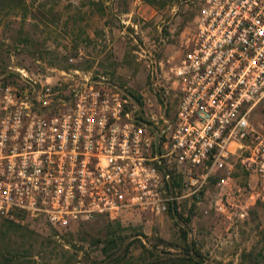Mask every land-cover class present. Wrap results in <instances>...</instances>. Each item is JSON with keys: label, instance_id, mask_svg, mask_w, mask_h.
<instances>
[{"label": "built area", "instance_id": "2783aa9c", "mask_svg": "<svg viewBox=\"0 0 264 264\" xmlns=\"http://www.w3.org/2000/svg\"><path fill=\"white\" fill-rule=\"evenodd\" d=\"M197 12L167 78L173 108L75 68L0 72V218L60 230L173 214L230 155L249 198L264 199V0H201Z\"/></svg>", "mask_w": 264, "mask_h": 264}, {"label": "rangeland", "instance_id": "374dc122", "mask_svg": "<svg viewBox=\"0 0 264 264\" xmlns=\"http://www.w3.org/2000/svg\"><path fill=\"white\" fill-rule=\"evenodd\" d=\"M200 2L0 0V72L75 68L134 99L147 88L173 108L167 78ZM226 162L209 171L197 197L179 199L173 214L157 218H95L60 230L29 217L0 218V264H76L83 252L92 261L115 237L123 261L156 244L189 248L210 264H264V199L249 198L252 182L235 155Z\"/></svg>", "mask_w": 264, "mask_h": 264}, {"label": "trees", "instance_id": "16d2710c", "mask_svg": "<svg viewBox=\"0 0 264 264\" xmlns=\"http://www.w3.org/2000/svg\"><path fill=\"white\" fill-rule=\"evenodd\" d=\"M140 235V234H139ZM119 239H111L109 244H103L99 249L102 258H93L88 260L89 256L83 258V254L76 264H210L201 259L199 254L192 252L189 248H178L177 250H169L164 248H157L156 244L145 246L140 245L139 253L134 257V260L129 259L123 261V257H119L116 250L120 249ZM82 248H79L81 250ZM128 246L124 253H130ZM130 258H133L130 254Z\"/></svg>", "mask_w": 264, "mask_h": 264}]
</instances>
